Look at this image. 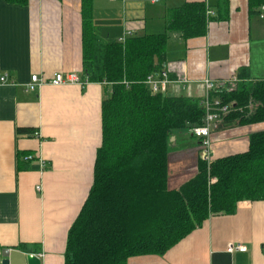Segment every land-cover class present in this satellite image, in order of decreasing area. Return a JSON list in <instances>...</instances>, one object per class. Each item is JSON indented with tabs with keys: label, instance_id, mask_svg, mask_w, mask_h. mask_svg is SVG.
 I'll return each instance as SVG.
<instances>
[{
	"label": "crops",
	"instance_id": "1",
	"mask_svg": "<svg viewBox=\"0 0 264 264\" xmlns=\"http://www.w3.org/2000/svg\"><path fill=\"white\" fill-rule=\"evenodd\" d=\"M187 1L196 0H92V19L108 40L126 31L159 33L166 10ZM199 1L212 15L202 37L170 34L163 68L188 82L172 84L166 94L197 98L204 79L226 90L241 70L246 81L264 79L262 6L249 15L247 0ZM81 60L80 0H0V76L13 82L0 83V254L18 250L41 264L64 262L68 229L93 181L105 87L45 83L28 91L25 84L32 74L83 79ZM259 127L214 131L213 157L245 150ZM177 134L170 140L172 187L192 174L200 152L197 138L188 136L194 141L187 145ZM230 242L245 250L227 252ZM126 264H264V200L239 201L231 214L208 217L163 254L131 256Z\"/></svg>",
	"mask_w": 264,
	"mask_h": 264
},
{
	"label": "trees",
	"instance_id": "2",
	"mask_svg": "<svg viewBox=\"0 0 264 264\" xmlns=\"http://www.w3.org/2000/svg\"><path fill=\"white\" fill-rule=\"evenodd\" d=\"M247 6L249 15L258 14L264 0ZM206 9L199 0L169 7L162 32L119 42L100 34L92 0H80L82 72L104 85L105 96L93 181L68 229L63 264H126L131 256L163 254L208 217L231 214L242 200H264V79L246 81L243 70L231 89L212 94L230 105L215 131L261 127L249 133L243 151L210 162L199 152L192 174L169 185L170 138L192 136L204 110L198 98L152 93L144 81L163 68L171 33L183 41L205 34Z\"/></svg>",
	"mask_w": 264,
	"mask_h": 264
},
{
	"label": "built area",
	"instance_id": "3",
	"mask_svg": "<svg viewBox=\"0 0 264 264\" xmlns=\"http://www.w3.org/2000/svg\"><path fill=\"white\" fill-rule=\"evenodd\" d=\"M264 9V6H262ZM212 15L211 10H206L207 18ZM132 32H124L117 41L123 42L127 36H130ZM188 82L186 78L171 79L169 77V70L167 67L162 68L158 73L149 74L144 83L149 87L152 93H165L168 91L169 86L172 84L184 85ZM0 83H10L13 82L8 78V74H2L0 76ZM45 83H50L54 86H59L62 84H79L86 85L90 83L86 77L80 79L77 74L69 73L65 76L61 73H54L50 79L46 80L42 77L32 74L29 82L25 84V88L28 91H35L40 88L41 85ZM235 83V80L233 81ZM201 93L198 95L199 103L204 110L203 122L199 126H195L190 129V134L197 138L200 142V157L206 162H210L213 158V133L217 129L218 124L221 122L222 117L229 113L230 105H225L221 103V99L217 96L214 97L212 94L221 90L218 85L213 83L208 79L200 81ZM228 88L226 90H229ZM36 135V132H34ZM32 155H26L25 160L31 159ZM36 190H40V186H36ZM227 252L243 251L244 246L239 243H228Z\"/></svg>",
	"mask_w": 264,
	"mask_h": 264
},
{
	"label": "water",
	"instance_id": "4",
	"mask_svg": "<svg viewBox=\"0 0 264 264\" xmlns=\"http://www.w3.org/2000/svg\"><path fill=\"white\" fill-rule=\"evenodd\" d=\"M0 264H41V259L35 254L5 249L0 254Z\"/></svg>",
	"mask_w": 264,
	"mask_h": 264
},
{
	"label": "rangeland",
	"instance_id": "5",
	"mask_svg": "<svg viewBox=\"0 0 264 264\" xmlns=\"http://www.w3.org/2000/svg\"><path fill=\"white\" fill-rule=\"evenodd\" d=\"M232 88V87H231ZM177 134V133H176ZM177 135H181L180 133H178ZM189 135H187V134H183V136H181L180 137V139H183V143H187V145H189V143H191V142H193L194 140H193V138H191V137H188ZM192 140V141H191ZM175 183H176V179H172L171 180V185H175Z\"/></svg>",
	"mask_w": 264,
	"mask_h": 264
}]
</instances>
